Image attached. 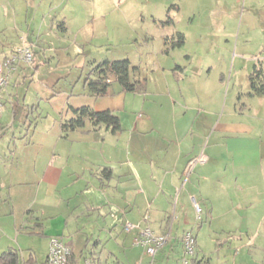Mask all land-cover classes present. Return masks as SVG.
<instances>
[{"label": "crops", "instance_id": "obj_1", "mask_svg": "<svg viewBox=\"0 0 264 264\" xmlns=\"http://www.w3.org/2000/svg\"><path fill=\"white\" fill-rule=\"evenodd\" d=\"M109 1L97 0L101 5ZM246 4L261 13H237V29L260 37L262 53L253 68L263 70L264 0ZM85 5L79 0H0V61L20 45L30 46L33 53L32 63L16 61L3 90L0 253L14 248L20 264L34 261L31 248H21L22 232L27 238L60 235L73 251L71 238L61 229L76 222L79 213L87 221L100 217L108 228L130 221L155 233L169 232L158 251L161 258L175 257L182 252L183 232L192 225L200 228L203 215L216 205L225 213L242 210L264 195V126L230 112L218 119L224 72L187 58L188 31L169 15L166 1L155 0L147 10L127 14L130 38L137 45L107 57L86 44L97 33L109 32L111 15L87 11ZM111 32L109 42L120 36ZM177 32L184 35L181 45L173 44ZM195 36L199 41L197 32ZM120 58L130 61V78L138 89L123 88L111 75L105 92L94 94L87 83L93 67ZM25 84L24 93L18 92ZM57 93L66 96L59 108L52 102ZM258 95L249 89V96ZM80 106L111 110L121 129L112 132L86 119L82 127L63 131L62 122ZM254 114L250 109L248 116ZM232 135L237 142L226 139ZM193 197L201 206L200 216ZM124 232L123 239L131 241L135 231ZM84 257L72 252L76 263Z\"/></svg>", "mask_w": 264, "mask_h": 264}, {"label": "rangeland", "instance_id": "obj_2", "mask_svg": "<svg viewBox=\"0 0 264 264\" xmlns=\"http://www.w3.org/2000/svg\"><path fill=\"white\" fill-rule=\"evenodd\" d=\"M154 1L111 0L101 5L97 0H79V5L86 4L87 11L103 10L111 15L109 22L106 21L110 24L109 32L94 35L86 44L87 49L102 52L101 54L107 57L119 51L126 52L131 44L136 46L135 40L132 41L130 38L132 30L127 25L130 23L126 19L127 14L147 10ZM164 1L167 2L166 8L175 23L188 31L184 46L189 54L187 58L193 63H209L214 69L218 67V72H224L223 87L218 94V119L226 118L227 113L230 112L236 114L235 118L250 121L258 128L263 127L264 94L249 96V75L253 71V60L259 58L262 53L261 47L257 46L260 37L243 33V28L240 31L237 29V13L246 14L250 11L248 12L250 15L254 14L257 17L258 13L259 15L261 13L260 9L257 6L249 9L246 0ZM116 14L119 20H112L113 15ZM118 21L122 24L117 28ZM90 22L94 24V20ZM215 22L218 24L214 25ZM58 26L60 20L56 21V27ZM111 31H117L120 36L119 38L112 36L109 42ZM196 32L199 34V41L196 40ZM26 84L18 89V92L24 93ZM57 89H59L58 85H56ZM65 97L57 93L52 98V102L59 108ZM250 109H254V116H248ZM257 134L253 136H259V133ZM221 135L218 134V142L221 140ZM226 139L229 142H237L234 135ZM260 139L264 145V133ZM257 182H261L260 179ZM229 191L233 190L229 189ZM94 214L96 215L95 212ZM74 216L76 222L67 223L61 231L65 237L71 238L73 252L76 255L89 256L93 264H140L141 259L143 264L145 262L150 264L151 258L144 253L141 246L134 247L130 245L132 239L131 241L123 239L125 232L121 224L108 228L104 226L100 217L98 221H94L95 219L87 221L84 220L83 214L77 213ZM202 218L200 228L192 225L188 227L190 229L185 230H192L193 233L197 230L193 256L197 258V262L191 259L188 264H264V195L255 196L251 205L242 210L225 213L218 211L216 205L213 212L205 213ZM19 237L25 239L21 248H31L29 250L32 251L34 258V261L26 264H42L49 239L40 235H31L27 238L24 232ZM24 251L27 250H23L27 255ZM180 256L176 252L175 257L161 258V253L158 251L153 264H180Z\"/></svg>", "mask_w": 264, "mask_h": 264}, {"label": "built area", "instance_id": "obj_3", "mask_svg": "<svg viewBox=\"0 0 264 264\" xmlns=\"http://www.w3.org/2000/svg\"><path fill=\"white\" fill-rule=\"evenodd\" d=\"M22 60L27 63H32L33 53L28 45L17 46L8 56L0 61V112L3 108V90L8 85L12 70L15 68L16 61ZM193 206L197 216H200L201 206L193 197ZM175 213H172V218ZM122 227L125 231H135L132 236V244L139 245L143 248L144 253L152 259L155 257L158 250L166 243L169 238V232L155 233L150 226L130 221H124ZM182 252L180 256V264H188L195 253V235L192 231H184L181 236ZM42 264H93L92 258L85 256L83 260L76 263L72 260V249L66 243L62 236L51 235L49 237L46 256Z\"/></svg>", "mask_w": 264, "mask_h": 264}, {"label": "trees", "instance_id": "obj_4", "mask_svg": "<svg viewBox=\"0 0 264 264\" xmlns=\"http://www.w3.org/2000/svg\"><path fill=\"white\" fill-rule=\"evenodd\" d=\"M183 42V33L177 32L173 44L181 45ZM132 68L130 61L127 58L104 59L93 67L91 71L93 76L88 78L87 83L93 90L94 94H102L110 83V76L113 75L123 88L134 91L138 89V84L130 78V71ZM249 83L252 93L264 94V75L262 68H253V71L249 75ZM73 110L74 116L65 119L61 124L63 131L82 127L86 119L92 121L93 124H105V126L109 127L112 132L121 129L118 116L111 110H93L87 106H80ZM103 171L106 174H109L110 169L106 168ZM153 261L154 258L152 259V264ZM0 264H20L19 250L9 248L1 252Z\"/></svg>", "mask_w": 264, "mask_h": 264}]
</instances>
